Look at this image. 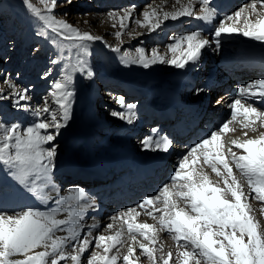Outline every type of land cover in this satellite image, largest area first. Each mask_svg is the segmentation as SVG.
I'll return each instance as SVG.
<instances>
[{"label":"snow or ice","instance_id":"snow-or-ice-1","mask_svg":"<svg viewBox=\"0 0 264 264\" xmlns=\"http://www.w3.org/2000/svg\"><path fill=\"white\" fill-rule=\"evenodd\" d=\"M66 2L70 4L71 0ZM40 3L43 8L36 7L33 0H24L28 11L45 29L58 37L61 43L68 42L65 51L70 56H75V62L69 60L66 66L68 71L63 73L62 79L53 82L51 102L46 100L42 107L32 110L35 117L33 123L24 127L19 123L0 122V165L6 166L12 178L28 192L39 197L45 204L52 201L53 206L44 210L27 207L19 211L0 208V264H49V258L50 264H59V261L67 258L65 247L68 245L72 247L73 254L70 258L73 264H81L83 255L89 250L92 235L89 231L81 238L84 227L81 221L91 205L86 203L84 189H68L65 195L52 184L57 156L54 142L60 130L71 119V100L74 95L70 89L72 73H85L88 77L93 75L83 57L88 54L87 42L102 40V37L81 31L66 20L56 18L54 10L60 6L59 0H40ZM257 3L264 10V0H252V3L243 5L233 14L220 19L210 37L197 31L172 37L175 43L168 45L169 52L173 53L170 59L160 56L156 49L152 50V56L148 58L143 49L137 48L135 51L139 55L132 58L126 54L123 62L138 64L144 68L158 62L185 68L189 63H196L200 59L201 50L207 46L215 44L219 48V38L224 33H239L264 42V11L257 10ZM146 7L148 10L142 13L143 19H136L135 23L146 27L149 32L156 31L168 20L192 17L211 22L217 15L210 0H199L198 5L196 0H187L186 3L175 0L173 11H164L160 6ZM132 14L133 8L107 13L110 19L120 22L119 30L115 32L118 40ZM253 14L257 17L255 21L249 19ZM112 27H116L115 22ZM40 34L42 33H38ZM109 47L114 52L121 51L120 47ZM178 49L180 54L176 55ZM52 63L57 61L53 60ZM4 83L12 92L5 95L4 89H0V100L14 95L17 97L14 106L24 107L27 111V106L20 104L28 99L27 90H17L16 85L7 79ZM202 91L203 89H197V93ZM247 100L264 103V79L250 82L238 89V98L228 105L231 119L224 121L217 130L211 131L190 148L171 176L172 190L165 185L159 195L147 197L137 206L158 220L160 229L173 234L172 239L178 247L176 264H264V221L257 219L249 203L250 197L264 202V132L252 138L231 140V145L242 150L239 155L231 146L225 153V145L222 143L225 133L235 131L230 125L238 117H242V128L251 132L257 131L256 125L264 128V110L253 103H245ZM117 102L125 106L123 97H119ZM51 105H55L56 110ZM126 108L127 112H114L113 115L132 123L134 105L127 104ZM244 136L248 137V131L244 132ZM141 143L145 149L153 151L166 152L170 148V141L165 137L148 136ZM201 156L203 164L208 165L220 180L214 183L207 174L197 170L195 166L200 162ZM233 165L245 180L249 193L243 191L244 185L234 174ZM180 181L183 183H179ZM53 192L56 193L55 197ZM161 196L162 210L155 207ZM178 200L183 201L185 207H179ZM81 201L85 203L82 204ZM149 205L153 206L151 210H148ZM259 211L264 216V206ZM154 212H161V215L157 218L153 215ZM65 213V218H58ZM138 215L135 208H129L112 219L122 220L129 234L138 233L154 245L158 230L152 224L136 223L135 217ZM90 227L96 228L98 225ZM107 228L112 229L113 225L108 224ZM58 231L65 232L66 235H55ZM120 236L119 230L111 236H96V246L103 247L104 255L93 253L87 259V264H117L118 257L109 256L108 253L121 243ZM131 240L139 243L134 234L131 235ZM181 241L184 243L181 244ZM139 247L142 254L147 255L150 264H158L154 255L155 248L144 243H139ZM38 248L43 251H34ZM134 252L132 246L127 248V255L123 256L124 264H134L130 259ZM171 256L172 253L169 252L168 257ZM159 259L162 264H169V259L163 255Z\"/></svg>","mask_w":264,"mask_h":264},{"label":"bare ground","instance_id":"bare-ground-1","mask_svg":"<svg viewBox=\"0 0 264 264\" xmlns=\"http://www.w3.org/2000/svg\"><path fill=\"white\" fill-rule=\"evenodd\" d=\"M166 2L167 0H155V4L150 7L160 6L163 8L164 11H173L174 10L173 5H175V0H169V3L167 4ZM181 2L186 3L187 0H181ZM176 7H179V5H176ZM256 7L258 11H264L261 9V5L259 6L256 5ZM145 10H148V8H146ZM185 18H188V17H181L175 21L173 20L165 21L164 24L157 30L164 29L166 25H168L169 28H171L172 30H175L182 24V21ZM142 19H143V16L141 20ZM249 19L255 21L257 17L255 14H253L252 16L249 17ZM114 22L115 21H113L109 17L107 18V24L113 25ZM116 22L118 23V26H119V23H120L119 20H116ZM242 24H243V21L241 20L240 25ZM188 26H191V25H188ZM141 28L145 30L148 35L156 36L157 30L154 32H149L146 27H141ZM112 29L114 32H116L114 27H112ZM224 34H228V33H224ZM229 35H231V39L229 41V45H230L229 48L233 46L232 51L228 50L229 48H227V49H224V51H221L220 53L216 54L214 49L211 47L210 51L212 52L213 55L209 54L207 57L203 56L200 60H198L201 62V67H204V69L209 73L208 77L210 78L215 77V79L218 80L216 81V83H214L215 86H212L213 82L209 84L208 79L205 81L201 79V80L193 81V83L191 84V87L189 88V94L193 95L192 104H194L195 107L197 108H202L200 114L198 115L195 114V116L204 117L207 120H209V122L214 123L215 130H217L224 121L231 119L230 118L231 109L228 107V105L231 104L234 99L238 98V93L232 92V90L234 91L236 89L235 79L239 80L240 83L243 85L246 82V80H248L247 81L248 83L249 81L254 82V81L260 80L262 79L261 77H263L264 79V75H263L264 72L259 69V68L263 69L262 65H264V42L256 41L249 37H245L239 33H231ZM143 41H144V38H141L140 42L143 43ZM107 48H109L110 52L106 53L105 51V53H103V56H107L109 58L107 57L104 58L103 64H100L101 69H102V75L100 77V80L103 81V84L106 87H110L113 84L116 85L118 83V85L121 86V88H125L126 86L131 91H141L142 92V90H149V93L144 94V95L148 96L150 99H152V101L158 102L160 104L162 98L168 97L170 100L168 106L174 108L175 110H178L180 108L181 109H191L190 106H186L182 103H179L174 99V95L178 93L184 85L188 84L189 82L191 83V80L194 79V78H191V75L189 73H187V68H190L191 64H187L185 68H177L168 63L158 62L156 64L151 65L149 68H144L138 64L124 63L123 61L125 59L126 54H119L118 52H114L112 51V48L109 46ZM153 49L154 48H152V50ZM152 50L148 54L144 53L145 56L148 58H151ZM95 51L96 50H94V46L88 47V54L84 56L83 59L85 60L92 59V54ZM99 54L101 55V53ZM158 54L160 56L165 57L166 59H170L173 55V53L169 52L168 47H166L163 54L160 52ZM175 54L179 55L180 50L178 49ZM127 55L129 57L135 58L139 55V53L127 54ZM214 56L218 57L220 61H223L222 62L223 66L221 67L216 66ZM115 62H117V64L119 63L118 66L117 64H115ZM227 64H228V67H227L228 70L224 72L222 68ZM245 64H249L250 67L259 66V68H255V69L250 68V67L244 68L243 65ZM98 67H99V64H97L94 67V69L95 68L98 69ZM227 73L230 74V76H228ZM103 74L105 75V79L103 77ZM140 76L146 77L148 82L142 79L127 78V77L138 78ZM73 80H77L81 84V85H75V89L77 88L75 92H76L77 98L82 99L84 102L83 109L89 112L93 110L96 114H98V111H100L98 108L86 103L87 100L91 99L94 95L93 94L94 90H92L90 86L89 77L80 76L77 79L74 78ZM106 81H111L113 84L106 82ZM171 83H175V86H169V84L171 85ZM158 84L167 87L170 91H162L158 93L159 95H157L154 90L150 92V87H155ZM203 86L210 87L207 92V97L205 99H202L204 90L202 92L197 93V89H203ZM220 86H223L224 88H229V91L227 93H223L220 98H218L214 103H212L211 101L215 97L213 93H216V92H213V89L217 88L219 91ZM244 86H247V85H244ZM128 89H125V90L129 91ZM17 90H19L18 87H17ZM7 91L10 94L12 92V89L8 87ZM12 97H14L15 100L17 99V97L14 95H12ZM119 97L120 96L116 97L115 103L106 102L107 105L113 106L114 107L113 109H118L117 113H119V110H121V107H123L121 104L117 102ZM218 100L221 102L217 103ZM102 102H105V101H102ZM245 103H251V100H247L245 101ZM77 108H78V105H76L74 101L71 100V110L77 109ZM107 113H109L108 118L105 117L104 113H101L100 115H98L99 121L106 122L105 126L90 125L88 126V132L86 135L77 136L74 139H66L65 141L62 140L61 142L62 147L60 149L61 151L58 152L57 150V157H62L66 155L71 156L73 163H71V166L68 165L65 167V164H63L61 167V164L59 163V158L56 157L55 165L56 167H58V170H54V172H58V174L61 175V172L63 170L65 172H68L69 170H73V169L81 168V167H83L84 171L97 170L100 164H104L105 166H107L108 162L110 161L114 162L115 164H120L122 162L124 165H126L128 163V159H129L128 150L132 149L134 145L125 139L118 142L116 137L114 135L112 136V133L119 131L120 127L130 128L132 129V131H139L140 130L139 122H137L135 119H132V123H128L127 120L125 121L121 120L118 116L113 115L114 112L112 111H107ZM29 117H32V113L29 114ZM217 117L219 118L218 120H216ZM77 118H84V112L81 111L76 114H71V119L69 120V123H70L69 126L60 130L62 134L61 136L72 135L73 129H78L84 133L86 132V130L82 127V125L76 122ZM29 120L32 122L31 118H29ZM241 120H242V117H238L237 120L232 122V124L230 125V127L232 129H235V131L227 132V133H230L231 135H234V139L237 138L239 140H243L246 138H252V137L259 135L260 132H264V128L259 127V125H256V128H257L256 132H251L247 129L242 128V125L240 123ZM162 123H166V122H162ZM118 124H120V126H118ZM196 124L199 125V123H196ZM183 131L186 132L184 129ZM245 131H248V137L244 136ZM205 132L206 130L204 128L199 127L197 128L196 131H193V134H204ZM98 141L102 142L105 149H102V148L97 149L96 144ZM230 141L231 140L226 141L227 143L225 144H227V146L224 147L223 151L226 153L227 148L231 146L232 150L235 151L238 155L242 154V150L236 149L235 146L230 144ZM74 142H77V146L73 145ZM138 142H140V148L143 150V154L145 157L156 155L158 160H164V159L167 160V162L160 164V166L166 165L167 167L164 172L163 171L159 172V174H161V181L166 177V175L167 176L169 174L172 175L173 171L178 167L181 159L183 158V154L180 155L178 152H176V150H173L171 146L169 150L166 152L159 151V150L153 151L150 149H145L140 139ZM64 147L66 148L64 149ZM188 151L189 150H186L185 152L187 153ZM154 165H159V164L156 163ZM195 167L197 168L198 171H203L205 174H207L214 183L221 179L217 177L215 173L211 171V168L208 165H204V164L202 165L198 163ZM221 171L223 170L221 169ZM233 171L237 179L240 180V182L244 185L243 191L245 193H249L250 189L248 188L245 180L240 177V173L239 171L235 169L234 165H233ZM171 175H170V179H171ZM54 177L55 176L51 178L52 184L54 185V187L56 189L63 190L64 185L60 184L59 183L60 180H55ZM7 184H10L11 187L16 188L18 190V192H14L13 201L10 202V206L12 207L17 206V204L13 205V202L16 200H19L20 208H23L24 206H29V205L30 206L32 205V207H35V208H44L45 205L49 204V202L47 204L44 203L45 205L41 204L42 202L40 201L41 199L39 197L28 192L24 186L17 183L12 178V176L9 174L7 170V167L5 168L0 167V185H7ZM172 184H173L172 182L171 183L169 182V183H166L165 185H167L169 189L172 190ZM163 185L164 184H161L160 186L161 189L163 188ZM81 186L83 189H87L89 187V184L78 185L75 187H81ZM220 186L221 187L223 186L222 181H221ZM68 189H72V187L68 186L67 189L65 188L62 191L63 194L66 195ZM155 194H153L152 196H154ZM52 195L56 196V193L53 192ZM254 195L255 194L253 193L252 196ZM5 197H8V195H6ZM249 200H252L249 203L253 209V214L257 217V219L264 221V216H261L260 211H259L260 208L264 206V202H260L256 199H252L251 197L249 198ZM86 203L91 205V207L87 209V211L84 214L83 220L81 221V223L84 225L81 231V234H84L89 231L92 233L94 231L101 230V233H99L97 236H100V235L111 236V235H114L116 231L119 230L121 232V236H120L121 243L117 244L116 247L112 248V250L108 253L109 256L116 255L118 257L117 264H121L123 260V256L127 255V248L129 246H132L135 249L133 257H130V259L134 261V264H150V261L147 255L142 254V250L139 247V243L148 244L150 247H153L156 249L154 255L157 258L158 264H162V261L159 259L162 255L165 258L169 259V264H176L178 247H177V243L172 239L173 234L168 232L167 230L160 229L158 220L153 219L151 216L147 215V212L145 209H141L137 207L139 204H136L132 207L130 206V208H135L136 211L139 213V215L135 217V222L136 223H148L156 227L158 231L155 234L156 243L154 245L150 244L148 240L141 239L138 233H133V234L136 235V239L139 243L132 241L131 235L133 234H129L127 229L123 230L122 228L123 222L121 220L112 219L113 214L126 212L129 208L124 209V210L121 209L118 211H114V207H111L106 212L103 211V217L106 218V220L103 221L100 219L92 218V214L94 212H102V208L99 207L100 205L94 203L93 200L91 199H87ZM177 203L179 207H185V203L183 201L178 200ZM152 207H153L152 205H149L148 210H151ZM155 207L156 208L160 207L159 209L161 210L163 209V197L161 198L159 203L155 204ZM12 209L13 208H11V210ZM65 215L66 213L61 214L60 217L65 218ZM153 215L158 218L161 215V212H154ZM106 221H109V222L105 223ZM93 224L98 225V227L91 228L90 226ZM108 224H112L113 228L108 229L107 228ZM124 234L127 235L126 236L127 240L124 238L125 237ZM55 235H59L58 232H56ZM180 243L183 244L184 242L181 241ZM96 247L93 253L98 252L101 255H104L103 247H97V248ZM169 252L172 253L171 257H168ZM15 258H21V257H15ZM70 261L71 262L69 264H73L72 260Z\"/></svg>","mask_w":264,"mask_h":264},{"label":"rangeland","instance_id":"rangeland-1","mask_svg":"<svg viewBox=\"0 0 264 264\" xmlns=\"http://www.w3.org/2000/svg\"><path fill=\"white\" fill-rule=\"evenodd\" d=\"M126 1L127 0L124 1L123 0H71V3L69 4L66 2V0H59L60 6L54 10V15L56 16V18L66 20L67 22L71 23L74 27L80 29L81 31H88L93 35L102 37V40L87 42L89 43L87 44L88 47L94 46V50H96L94 52L95 54L94 53L92 54V59L86 60L87 67L90 68L91 71L93 72V75L89 77V79H90V86L92 90H94V92H97L96 89L94 88V84H95L94 80L96 79V76L97 79L100 80V77L102 75V69L100 64H103L104 58L107 57V56H103V53H105V51L106 53L110 52L109 48H107L109 45L112 47H120L121 51L118 52L119 54H136L137 52L135 50L137 48L143 49L144 53L147 54L152 50V48H154L158 51V53L160 52L163 54L166 47L170 45V39L172 37H179L183 35L182 31L185 28V26L181 27V25H180L181 28L180 30H182L181 32L179 31L175 32L171 28H169L168 25H166L164 29H160L156 31V36L148 35L145 30H143L139 25L135 23V20L141 19L142 13L147 8L146 6L150 7L154 5L155 0H135V1L130 0L127 1V3ZM146 1L147 3L145 5H142ZM0 2H2L0 3V89H4L3 94L5 95L9 94L7 91L8 85L4 83V80L7 79L12 84L16 85L19 91L23 92L24 90H26L25 87H28L32 81L27 77L24 70L27 69V67H29L31 64H33L35 60L37 59L41 60L42 57V60L43 59L45 60V65L43 64L40 65L39 71L43 74L47 73L46 86L41 87L35 85L30 87V88H34V90L28 89L26 92L28 99L26 101L20 102L21 105L27 106L28 104H30L31 99H33L35 104L37 102H41V104L38 105L37 108L42 107L46 100L51 102L50 92L52 90L53 82L56 81V77L58 79H62L63 73L65 71H68L66 66L69 63V60H71L74 63L75 56H70L65 51L68 45L67 41L61 43L58 37H56L54 34H52L47 29H45L42 26V23L28 11V9L24 4V0H0ZM33 3L35 4L36 7L43 8V5L40 3V0H33ZM114 3L118 5L117 8L108 7L110 4L111 6H113ZM167 3H169V0H167L166 4ZM128 8H133V14L130 20L126 22L127 27L122 32L120 40H118L115 36V32L112 29V24L111 25L107 24V18H108L107 13L109 11L115 12ZM85 21H88V23H85ZM115 23H116L115 30L118 31L119 30L118 23L116 21ZM38 33H42V34L38 35ZM129 33H131V35H129ZM141 38H144L143 43L140 42ZM171 44H174V42H172ZM102 48H104L105 50ZM232 48L233 46L228 50L232 51ZM99 53H101V55ZM53 60L57 61V63L53 64L52 63ZM96 62L97 64H99L98 69L96 68L94 69V67L97 65ZM115 64H117V62H115ZM7 74H9V76H7ZM72 75H73L72 79L74 78L77 79L80 76L88 77L85 73H80V72H75ZM103 77L105 79L104 74ZM72 79L70 84L71 90H73ZM96 86L97 89L101 87L103 88L106 87L103 84L102 80H100V85L97 84ZM76 90L77 88L75 89V91ZM101 95L103 101L105 102H102L101 105L100 104L98 105V99L96 98L94 99V106L100 110L98 111L100 112V114L104 113L105 117L108 118L109 113H107V111H111L112 108V112H115L116 109H113L114 108L113 106L107 105L106 102L115 103L117 96L115 97L112 94L106 92L105 90L101 92ZM185 96H188L186 94V91H182L178 99L183 101ZM215 100H217V97H214V101ZM15 101L16 100L12 96H10V98L6 100H0V122H5L8 124L19 123L20 125L26 127L23 118L26 116L28 111H26L24 107L14 106ZM51 106L53 107V110H56L55 105H51ZM29 118L30 117L28 115L27 120L31 122ZM68 126L69 124H67L66 127ZM136 132L138 131H134V133ZM137 134L139 133H136V135ZM61 135L62 134L60 132V134L57 136L54 142L57 145L58 152L61 151L60 149L62 147L61 146L62 141L59 140V137ZM227 140L228 141L234 140V138L232 139L231 137L227 136L225 137V143H227L226 142ZM225 143L224 145L227 146V144ZM65 148L66 147H64V149ZM59 161L62 163L65 161V158L63 159L59 158ZM0 167L5 168L6 166H0ZM53 176L54 174H52V177ZM180 182L183 183V181ZM0 187L3 189L8 188L11 191L10 193L3 195H1L0 193L1 195L0 208H3L5 210H8L9 208V211H11V208H14L13 209L14 211H19L21 209H24L25 207L26 208L30 207L29 205L20 208L19 200L13 202V205L17 204L16 207L10 206V202L13 201V194L14 192H18V190L16 188L11 187L10 184L0 185ZM67 187H65L64 185V188L67 189ZM6 195H8V197H5ZM251 201L252 200H249V202ZM5 204L7 205L8 208L4 207ZM52 206H53L52 203H50L48 205V208ZM58 218L63 219L64 217L58 216ZM99 233H101V230L94 231L91 233L92 234L90 237L91 244L89 246V250L83 255L81 264H87V259L90 258L91 255L93 254L96 247V242L94 238ZM58 234H59L58 236L66 235L65 232H59V231ZM124 235H125L124 238L127 240L126 237L127 235L126 234ZM83 236L84 234H81V238H83ZM139 237L141 239H144L142 236ZM69 246L65 247L67 258L63 261H59V264H69L71 262L70 256L71 254H73V251L71 245ZM34 251H43V249L38 248L35 249ZM18 259H22V257ZM49 264H50V258H49ZM121 264H124L123 260Z\"/></svg>","mask_w":264,"mask_h":264}]
</instances>
